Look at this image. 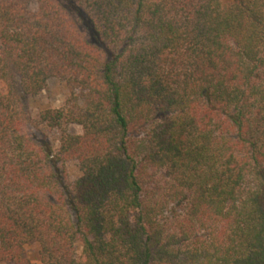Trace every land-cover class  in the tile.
Instances as JSON below:
<instances>
[{"label":"trees","instance_id":"16d2710c","mask_svg":"<svg viewBox=\"0 0 264 264\" xmlns=\"http://www.w3.org/2000/svg\"><path fill=\"white\" fill-rule=\"evenodd\" d=\"M52 78L72 97L34 119ZM32 244L264 264V0H0V261Z\"/></svg>","mask_w":264,"mask_h":264},{"label":"rangeland","instance_id":"374dc122","mask_svg":"<svg viewBox=\"0 0 264 264\" xmlns=\"http://www.w3.org/2000/svg\"><path fill=\"white\" fill-rule=\"evenodd\" d=\"M72 97V91L65 84L64 81L58 78H52L48 81L46 88L36 95H32L28 99L31 115L34 119L37 118L39 111L47 108H62L68 103V100ZM69 132H81V127L76 126H66ZM38 136L46 135L49 137L53 144L58 147L60 143V133H55L49 128L42 126L37 131ZM68 171L71 180L77 179L80 176V170L75 163L68 164ZM27 251L34 263L39 264V250L37 244H32L27 246ZM0 264H10L8 262L0 261Z\"/></svg>","mask_w":264,"mask_h":264}]
</instances>
